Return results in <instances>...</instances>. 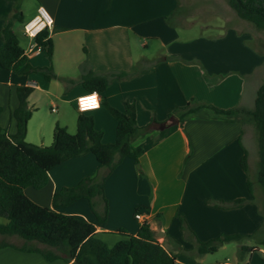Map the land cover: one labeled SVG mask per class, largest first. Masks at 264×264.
Returning <instances> with one entry per match:
<instances>
[{
  "label": "crops",
  "instance_id": "obj_1",
  "mask_svg": "<svg viewBox=\"0 0 264 264\" xmlns=\"http://www.w3.org/2000/svg\"><path fill=\"white\" fill-rule=\"evenodd\" d=\"M39 5L46 6L54 18L49 29L54 53L52 60L43 57L42 51L27 53L29 62L34 66L38 63L42 67L55 66L59 76L70 78L68 82L74 87L70 100L89 91L83 83L84 74L109 76L106 89L95 90L100 94V106L89 110L96 126L104 131L106 142L115 140L117 121L105 103L123 108L125 99L135 101L138 124L150 127L151 131L134 142L145 148L140 161L124 158L106 179L104 188L109 211L105 221L98 219L89 198L61 207L52 203L54 192L102 170L91 152L54 166L49 172L48 184L35 190L27 187L26 194L41 205L82 216L94 223L98 235L109 245L122 237L112 233L118 228L124 227L131 233L138 231L143 222L135 213L140 208L158 240L176 254L178 264H202L196 261L197 256L205 254L198 251V240L233 234L249 236L261 230L264 227V191L259 184L260 187L253 185L250 175V149L245 140V134L251 139L249 121L227 120L224 115L202 108L162 138L156 128L158 122L172 119L171 114L177 107L188 103L190 78L194 87L201 89L205 86L203 72L224 76L228 74L225 72L236 70L229 67L225 71L222 67L236 63V58L229 57L231 49L225 50L227 52L222 49L201 51L194 59L183 49L169 50L180 38L177 25L183 23L168 19L171 14L176 15L180 0H38L36 11ZM16 7L23 12L25 22L29 20L22 9L23 0H0V29ZM27 38L29 43L30 38ZM150 40L161 41V45L154 44L150 49ZM2 42L0 32V46ZM75 45L82 46V57L74 56ZM58 47L62 50L61 62L57 58ZM204 54L209 58L203 57ZM138 66V73L116 75L133 72ZM44 81L47 84L43 89L51 93V80L44 76ZM233 82L232 92L223 94L224 101L209 102L221 108H252L263 81L255 91L252 80L238 77ZM42 83L29 74L0 66V106L3 107L0 122L10 134L17 132L14 117L19 105L17 87L27 84L35 85L36 89L42 87ZM212 87L208 88L212 90ZM64 125L69 128L68 124ZM27 134H30L29 128ZM240 137L249 152V173L241 164ZM26 138L29 142H37L29 136ZM239 197L247 201L238 207L208 202L214 199L229 203ZM184 220L187 230L182 227ZM249 248L251 253L256 248L263 250L257 245ZM0 264H71V261L47 260L38 252L4 246L0 247Z\"/></svg>",
  "mask_w": 264,
  "mask_h": 264
},
{
  "label": "trees",
  "instance_id": "obj_2",
  "mask_svg": "<svg viewBox=\"0 0 264 264\" xmlns=\"http://www.w3.org/2000/svg\"><path fill=\"white\" fill-rule=\"evenodd\" d=\"M229 5L243 19L255 27L264 30V0H227ZM6 18L0 29L2 45L0 46V66L14 72L28 74L38 69L29 62L25 48L14 30L15 21H22L23 12L19 7ZM172 14L168 17L171 21ZM49 29L45 28L35 37L36 41L47 49V56L53 58V42L49 37ZM141 65V64H140ZM47 80L59 77L53 66L39 67ZM140 71L136 67L133 72H119L117 76H129ZM108 75H96L92 72L83 75V83L89 91H103L109 84ZM35 90L32 85H19L17 94L19 105L14 111L17 121V132L10 134L0 122V235L22 238L26 244L17 245L19 250L38 252L47 260L62 258L71 264H178L177 256L168 250L155 235V230L145 220L136 233L121 227L113 234L122 236L113 245L100 237L94 223L79 215H69L49 206L32 200L25 192L27 187L41 189L50 179V170L61 162L72 157L93 153L99 162L100 170L95 176H85L73 186H65L53 193L52 203L55 207L67 206L81 198H89L100 221L108 216L109 204L105 196V181L110 173L126 157L140 161L145 148L134 142L151 131L148 126L137 122L135 101L125 99L123 108L105 103L115 117L116 137L112 142L104 140V131L96 126L95 117L88 111L78 109L77 130L69 132L64 125L56 123L53 129V141L49 145L35 144L26 140L28 122L34 108L29 104V96ZM202 108H208L216 114L224 115L227 120L251 121L257 129L259 149L258 182L264 190V81L258 88L254 106H234L221 108L211 103H194L189 101L177 107L171 114L179 119L177 124L160 130V138L175 128L182 126L185 119L191 117ZM3 107L0 106V116ZM241 164L249 173V152L243 144ZM251 189V182L249 183ZM239 197L226 203L224 200L208 199L218 206L238 207L246 202ZM98 205H102L99 209ZM140 209V208H139ZM138 209V210H139ZM187 230V225H182ZM244 235H222L218 238L198 240V251L207 253L215 251L220 244L231 240H240ZM39 242L50 248L31 245ZM12 246L3 240L0 247ZM252 249V248H251ZM259 249V248H256ZM211 264H232L217 262Z\"/></svg>",
  "mask_w": 264,
  "mask_h": 264
},
{
  "label": "rangeland",
  "instance_id": "obj_3",
  "mask_svg": "<svg viewBox=\"0 0 264 264\" xmlns=\"http://www.w3.org/2000/svg\"><path fill=\"white\" fill-rule=\"evenodd\" d=\"M37 3L38 0H23L22 9L25 17H28L27 20L30 19L29 16L32 13L33 15L37 13ZM171 21L183 24L177 25L180 38L175 40L178 43L175 42L170 45L169 50L175 48L183 49L189 53L190 58L194 59L201 51L208 53V50L219 52L218 50L221 49L224 51L231 49L232 54L229 57L236 58V63H231V65L228 63L222 66L225 71L229 67H235L236 69L232 70L233 72H225L228 74L222 75L223 77L214 75L213 73L215 72H210V75H206L203 72L202 77L204 78L203 84L205 86L201 89L198 86L194 87L193 79L190 78L188 102L193 100L194 103H210L209 101H215V99L224 101L225 97L223 94L228 91L232 92V86H234L233 80H238V77L252 80L254 91L255 87L264 81V30L255 27L251 22L241 18L229 5L227 0H180L176 15L172 16ZM14 29L20 38L21 45L26 48L28 38L24 34V22L15 21ZM149 42L150 49L154 47V44L157 46L161 45V41L158 40H150ZM58 48L57 58L58 62H61L60 55L62 50L61 47ZM73 53L74 56L80 55L82 57V46L75 45ZM41 54L43 57H48L47 49L44 48ZM203 57L209 58L205 54ZM35 67H38V69L28 74L43 83L42 87H36L29 96V104L33 105L36 109L29 121L28 128L30 134H27V137L29 136L31 139L37 141L33 142L35 144L49 145L53 141V129L56 123L61 125L68 124L69 128L66 125L64 126L68 128L69 132H76L78 116L77 98L70 100L74 87L71 85L72 83L68 82L70 78L57 74L55 66L53 70L59 77L51 79V93H48L43 89L47 83L44 81V73L39 69L42 66L38 63ZM236 82L238 88V81ZM209 85L213 86L212 90L208 88ZM203 98L207 102L202 100ZM53 108L56 110H53ZM88 112L92 113V111ZM249 123V126H251V130L249 129L251 139L248 134H245V140L250 149V175L253 185L260 187L261 184L257 183L259 170L258 133L255 124L251 121ZM30 189L35 190L33 187H30ZM3 240L11 243V247L16 249H19L15 247L16 244H26L22 238L16 235H0V242ZM30 244L46 249L50 248L36 241ZM251 245L262 247L263 250L257 249L251 253L249 251ZM196 261L202 264L217 262L264 264V227L252 235L244 236L240 240H231L220 244L215 251L197 256Z\"/></svg>",
  "mask_w": 264,
  "mask_h": 264
},
{
  "label": "built area",
  "instance_id": "obj_4",
  "mask_svg": "<svg viewBox=\"0 0 264 264\" xmlns=\"http://www.w3.org/2000/svg\"><path fill=\"white\" fill-rule=\"evenodd\" d=\"M54 18L48 8L44 5H39L37 13L24 24V32L30 41L25 49V53H33L43 51L44 47L39 44L35 37L43 29H50L53 26ZM95 94V95H93ZM101 104L100 94L97 91H88L77 97V108L80 111H89L96 109ZM53 110H56L53 108ZM136 218L144 222L146 220L143 212L137 210L135 213Z\"/></svg>",
  "mask_w": 264,
  "mask_h": 264
},
{
  "label": "water",
  "instance_id": "obj_5",
  "mask_svg": "<svg viewBox=\"0 0 264 264\" xmlns=\"http://www.w3.org/2000/svg\"><path fill=\"white\" fill-rule=\"evenodd\" d=\"M179 121L178 117L176 115H172V119L171 120H166V121H162V122H158L156 125V128L159 130H163L165 128H168L174 124H177Z\"/></svg>",
  "mask_w": 264,
  "mask_h": 264
},
{
  "label": "clouds",
  "instance_id": "obj_6",
  "mask_svg": "<svg viewBox=\"0 0 264 264\" xmlns=\"http://www.w3.org/2000/svg\"><path fill=\"white\" fill-rule=\"evenodd\" d=\"M93 95H95V94H93Z\"/></svg>",
  "mask_w": 264,
  "mask_h": 264
}]
</instances>
